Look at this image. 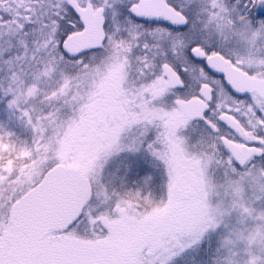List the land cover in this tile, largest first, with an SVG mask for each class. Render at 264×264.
I'll return each mask as SVG.
<instances>
[{"label": "snow or ice", "instance_id": "obj_1", "mask_svg": "<svg viewBox=\"0 0 264 264\" xmlns=\"http://www.w3.org/2000/svg\"><path fill=\"white\" fill-rule=\"evenodd\" d=\"M0 264H264V0H0Z\"/></svg>", "mask_w": 264, "mask_h": 264}]
</instances>
